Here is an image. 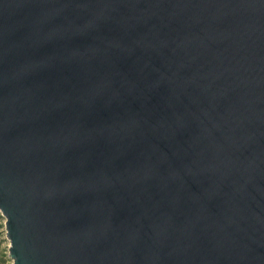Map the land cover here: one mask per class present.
<instances>
[{
	"label": "water",
	"instance_id": "1",
	"mask_svg": "<svg viewBox=\"0 0 264 264\" xmlns=\"http://www.w3.org/2000/svg\"><path fill=\"white\" fill-rule=\"evenodd\" d=\"M12 264H264V0H0Z\"/></svg>",
	"mask_w": 264,
	"mask_h": 264
},
{
	"label": "rangeland",
	"instance_id": "2",
	"mask_svg": "<svg viewBox=\"0 0 264 264\" xmlns=\"http://www.w3.org/2000/svg\"><path fill=\"white\" fill-rule=\"evenodd\" d=\"M1 217V216H0ZM9 242L5 236L4 218H0V264H12L8 254Z\"/></svg>",
	"mask_w": 264,
	"mask_h": 264
},
{
	"label": "trees",
	"instance_id": "3",
	"mask_svg": "<svg viewBox=\"0 0 264 264\" xmlns=\"http://www.w3.org/2000/svg\"><path fill=\"white\" fill-rule=\"evenodd\" d=\"M1 218V217H0Z\"/></svg>",
	"mask_w": 264,
	"mask_h": 264
}]
</instances>
